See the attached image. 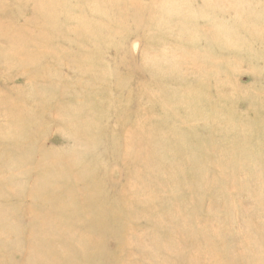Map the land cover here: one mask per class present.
<instances>
[{"label":"rangeland","instance_id":"374dc122","mask_svg":"<svg viewBox=\"0 0 264 264\" xmlns=\"http://www.w3.org/2000/svg\"><path fill=\"white\" fill-rule=\"evenodd\" d=\"M0 264H264V0H0Z\"/></svg>","mask_w":264,"mask_h":264}]
</instances>
